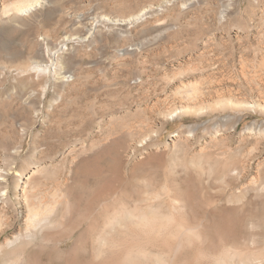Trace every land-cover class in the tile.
Masks as SVG:
<instances>
[{
  "label": "rangeland",
  "instance_id": "1",
  "mask_svg": "<svg viewBox=\"0 0 264 264\" xmlns=\"http://www.w3.org/2000/svg\"><path fill=\"white\" fill-rule=\"evenodd\" d=\"M37 1L0 0V264L264 253V0Z\"/></svg>",
  "mask_w": 264,
  "mask_h": 264
},
{
  "label": "clouds",
  "instance_id": "2",
  "mask_svg": "<svg viewBox=\"0 0 264 264\" xmlns=\"http://www.w3.org/2000/svg\"><path fill=\"white\" fill-rule=\"evenodd\" d=\"M152 211V210H151ZM152 214L155 215V211H152ZM142 223L148 225L150 223V217H142ZM223 253L217 260V264H225V261L222 259ZM248 264H264V253L257 251L255 252L248 261Z\"/></svg>",
  "mask_w": 264,
  "mask_h": 264
},
{
  "label": "bare ground",
  "instance_id": "3",
  "mask_svg": "<svg viewBox=\"0 0 264 264\" xmlns=\"http://www.w3.org/2000/svg\"><path fill=\"white\" fill-rule=\"evenodd\" d=\"M40 3H41V2L38 0V1L36 2V4H34V3H33V4H28L24 9H25V11H28V12H29V11L33 10L34 8L38 7V6L40 5ZM22 9H23V8H22ZM3 192H4V191H3ZM1 195L5 196V195H7V193L5 192V193H3V194H1ZM30 207H31V206H30ZM30 210H31V211H30V221H31V222H35V221L38 219V215H39V214L37 213V211H35L34 208H33V209L30 208ZM7 241H8V240H7ZM12 243H13V242L8 241V242L6 243V245H8V246L10 245V246H11V245H13ZM10 246H9V247H10ZM2 249H3V246L0 247V250H2Z\"/></svg>",
  "mask_w": 264,
  "mask_h": 264
}]
</instances>
